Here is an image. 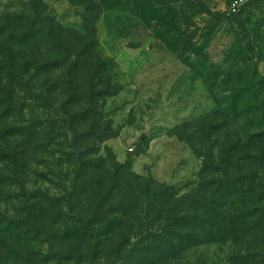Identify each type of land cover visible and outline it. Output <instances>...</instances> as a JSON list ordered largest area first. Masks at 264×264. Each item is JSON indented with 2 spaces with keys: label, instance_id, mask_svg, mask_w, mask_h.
I'll use <instances>...</instances> for the list:
<instances>
[{
  "label": "rangeland",
  "instance_id": "obj_1",
  "mask_svg": "<svg viewBox=\"0 0 264 264\" xmlns=\"http://www.w3.org/2000/svg\"><path fill=\"white\" fill-rule=\"evenodd\" d=\"M150 263L264 264V0H0V264Z\"/></svg>",
  "mask_w": 264,
  "mask_h": 264
},
{
  "label": "trees",
  "instance_id": "obj_2",
  "mask_svg": "<svg viewBox=\"0 0 264 264\" xmlns=\"http://www.w3.org/2000/svg\"><path fill=\"white\" fill-rule=\"evenodd\" d=\"M251 147L252 146L249 143L245 145V148L248 151L256 149ZM230 153V159L232 158L231 160H233L234 156L236 155V149H232ZM247 158L250 159V156H248ZM256 179L257 176L252 175L234 178L230 181V185L227 188V192L229 193L228 196L231 198L230 207L234 208L237 202L242 201L243 198L248 197L249 195L255 193V191L260 189V186H258L259 184H257L258 181H256ZM221 209L222 206H217V209H215V211H212L213 221L211 222V226L212 228L217 227L219 226L217 225V223L221 224V222H223L222 224L224 226V230H222L221 232L205 230L204 232L191 231L186 234L178 233L177 231L173 230V226L176 228L181 227L179 225L183 220V217H181L178 223L172 225L171 230L167 229L166 231H161L158 233V236L154 237L160 238V240L162 241L163 245L161 246V253H169V255L175 256L178 254V251H185L208 242H213L215 240L226 241L234 238L238 234H242L243 232H245V229L249 226L250 219L253 217V212H251V210H240L239 213L234 214L235 212L233 209L231 211L232 215L230 216V214L225 215L226 213H221ZM214 222L216 224H214ZM249 228L252 229L251 225L249 226Z\"/></svg>",
  "mask_w": 264,
  "mask_h": 264
},
{
  "label": "built area",
  "instance_id": "obj_3",
  "mask_svg": "<svg viewBox=\"0 0 264 264\" xmlns=\"http://www.w3.org/2000/svg\"><path fill=\"white\" fill-rule=\"evenodd\" d=\"M236 8H237V6H236V4H234V5H233V10H232V11H233V12H236V11H237Z\"/></svg>",
  "mask_w": 264,
  "mask_h": 264
}]
</instances>
